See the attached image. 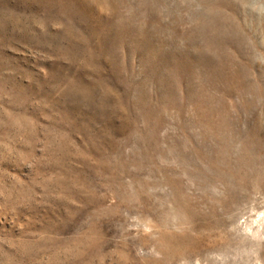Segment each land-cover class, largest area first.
I'll list each match as a JSON object with an SVG mask.
<instances>
[{
  "label": "rangeland",
  "instance_id": "1",
  "mask_svg": "<svg viewBox=\"0 0 264 264\" xmlns=\"http://www.w3.org/2000/svg\"><path fill=\"white\" fill-rule=\"evenodd\" d=\"M0 264H264V0H0Z\"/></svg>",
  "mask_w": 264,
  "mask_h": 264
},
{
  "label": "bare ground",
  "instance_id": "2",
  "mask_svg": "<svg viewBox=\"0 0 264 264\" xmlns=\"http://www.w3.org/2000/svg\"><path fill=\"white\" fill-rule=\"evenodd\" d=\"M258 217V216H257Z\"/></svg>",
  "mask_w": 264,
  "mask_h": 264
}]
</instances>
